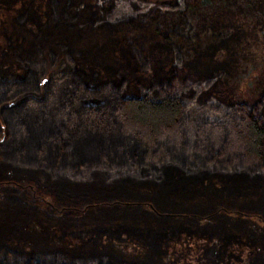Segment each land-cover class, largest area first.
I'll return each instance as SVG.
<instances>
[{"label":"trees","instance_id":"1","mask_svg":"<svg viewBox=\"0 0 264 264\" xmlns=\"http://www.w3.org/2000/svg\"><path fill=\"white\" fill-rule=\"evenodd\" d=\"M221 1L181 5L190 10ZM145 4L141 9L121 0L104 23L106 36L90 41L85 39L94 24L92 0H0L1 163L69 181L176 185L184 197L226 191L227 178L264 179V70L246 93L225 97L212 89L209 75L156 64L136 39ZM149 27L160 38L171 37L156 21ZM59 51L63 67L45 74L44 53L52 59ZM190 179L196 184L189 187ZM144 204L153 226L121 218L108 234L121 238L124 232L125 239L156 253L180 236L184 250L236 260L245 253L252 264H264L258 236L193 222L204 214L170 225L160 219L170 214ZM259 216L245 219L264 223ZM88 238L93 241L86 237L85 243ZM101 248L28 250L0 243V264H151Z\"/></svg>","mask_w":264,"mask_h":264},{"label":"rangeland","instance_id":"2","mask_svg":"<svg viewBox=\"0 0 264 264\" xmlns=\"http://www.w3.org/2000/svg\"><path fill=\"white\" fill-rule=\"evenodd\" d=\"M92 1L96 9L94 24L85 39L90 41L106 36L104 23L121 2ZM177 1L179 5L170 8L148 0H129L141 9L142 4H147L143 6L146 14L137 17L140 24L136 31V39L147 55L164 67L173 63L192 76L209 75L212 89L225 97L246 93L260 68L264 70V0H222L214 7L190 10L181 5L182 0ZM149 21H156L171 37L156 36ZM63 65L62 51L52 59L44 53L45 74L56 72ZM0 180L17 183L23 189L15 190L0 182L1 244L28 250L66 247L93 250L110 246L117 257L151 264H252L245 253L236 260L209 258L194 248L184 250L180 236L171 239L163 252L156 253L150 246L125 239L124 232L118 233L121 238L108 234L111 223L121 218L135 217L141 224L153 226L144 204L150 202L153 212L171 215L160 218L170 225L180 219L193 221L195 218L190 215L197 218L204 214V219L193 222L204 221L209 227L240 228L246 234L252 233L258 236L257 246L264 255L263 220L256 223L255 218L245 219L255 213L264 219V179L227 178L222 180L226 191L184 197L176 185L164 189L127 182L69 181L0 162ZM194 184L196 181L190 179L189 187ZM91 236L93 241L88 238L89 243H85L84 238Z\"/></svg>","mask_w":264,"mask_h":264}]
</instances>
